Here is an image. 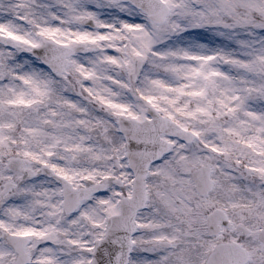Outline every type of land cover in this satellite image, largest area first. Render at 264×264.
Here are the masks:
<instances>
[{
  "label": "snow or ice",
  "instance_id": "obj_1",
  "mask_svg": "<svg viewBox=\"0 0 264 264\" xmlns=\"http://www.w3.org/2000/svg\"><path fill=\"white\" fill-rule=\"evenodd\" d=\"M0 264H264V0H0Z\"/></svg>",
  "mask_w": 264,
  "mask_h": 264
}]
</instances>
